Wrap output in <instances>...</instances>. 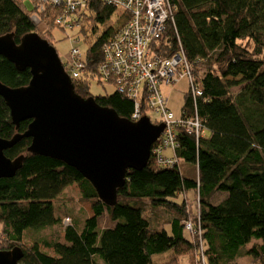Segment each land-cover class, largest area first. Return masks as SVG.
Masks as SVG:
<instances>
[{
    "label": "trees",
    "instance_id": "obj_1",
    "mask_svg": "<svg viewBox=\"0 0 264 264\" xmlns=\"http://www.w3.org/2000/svg\"><path fill=\"white\" fill-rule=\"evenodd\" d=\"M170 1L173 22L166 25L169 43L164 47L175 49L179 38L202 88L196 109L207 133L197 142L193 135L179 133L175 152L179 162L197 167V177L184 175L178 162L170 168L157 167L150 156L142 169L127 170L117 202L107 206L75 168L29 153L31 139L21 138L4 151L9 158L25 157L14 176L0 178V249L21 246L27 229L57 224L60 218L54 200L66 186L76 183L81 196L90 202L83 226L77 227L76 221L63 228L61 240L21 246L24 264H152L153 255L165 251L173 255L166 263L179 264V257L186 254L189 264H195L197 243L182 225L186 212L183 198L178 200L182 192L194 190L200 205L194 219L201 228L206 264H239L237 259L242 255L252 256L251 264H264V0ZM31 2L33 7L28 10L23 0H0V34L12 32L18 43L24 34L36 31L51 43V30L61 28L55 23L61 7L40 0ZM41 3L43 11L38 9ZM88 10V16L79 18L82 31L83 22L102 23L114 12L102 0H89ZM34 13L39 23L46 25L43 33L31 18ZM122 23L103 31L83 54L89 76L102 58L101 44ZM30 77L29 68L18 70L0 56L3 84L24 86ZM72 81L78 94L91 95L90 80ZM240 83L244 85L231 98L229 88ZM94 98L130 118L132 102L122 94L115 91ZM182 108L188 113L193 110L188 93ZM29 121L23 120L16 127L0 97V137L25 131ZM218 191L226 195L212 203L210 197ZM146 200L153 208L175 212L166 222L168 228H150L142 213ZM104 212L113 225L99 227ZM252 240L251 246L242 250Z\"/></svg>",
    "mask_w": 264,
    "mask_h": 264
},
{
    "label": "water",
    "instance_id": "obj_2",
    "mask_svg": "<svg viewBox=\"0 0 264 264\" xmlns=\"http://www.w3.org/2000/svg\"><path fill=\"white\" fill-rule=\"evenodd\" d=\"M0 56L18 70L29 68L31 74L24 86L0 81V97L11 122L17 127L30 120L25 131L0 137V178L14 176L25 157L9 158L4 151L29 137V153L75 168L92 184L99 200L113 206L127 170L147 165L164 125L152 123L146 115L132 121L99 104L94 96L78 94L55 47L36 31L24 34L18 43L12 32L0 34ZM23 255L18 245L0 249V264H24Z\"/></svg>",
    "mask_w": 264,
    "mask_h": 264
},
{
    "label": "built area",
    "instance_id": "obj_3",
    "mask_svg": "<svg viewBox=\"0 0 264 264\" xmlns=\"http://www.w3.org/2000/svg\"><path fill=\"white\" fill-rule=\"evenodd\" d=\"M114 10L123 12V23L101 44V60L96 72L88 75L85 71L83 53L73 39L69 57L64 62V69L70 78H87L98 82L107 81L115 86V91L132 102L130 120L136 121L146 115L154 124L162 123L164 128L151 147L150 156L160 168H170L177 162L175 152L179 147V133L193 135L196 142L203 134V123L196 109V100L202 94L198 76L188 60L178 38L177 47H164L169 43L165 36L167 23L173 22L174 5L170 0H102ZM60 6L61 12L55 23L62 29L78 27L79 18L88 16L89 0H40ZM38 4L40 11L43 4ZM83 14V15H82ZM31 18L40 22L36 13ZM120 21V22H121ZM185 78L188 85V97L193 110L175 115L169 108L168 97L163 88L174 86L179 79ZM153 113L155 117L149 115ZM169 150L170 153L165 152ZM199 205V199H198ZM185 230L190 232L197 243L196 264H206L203 252V238L199 223L191 218L182 221Z\"/></svg>",
    "mask_w": 264,
    "mask_h": 264
},
{
    "label": "rangeland",
    "instance_id": "obj_4",
    "mask_svg": "<svg viewBox=\"0 0 264 264\" xmlns=\"http://www.w3.org/2000/svg\"><path fill=\"white\" fill-rule=\"evenodd\" d=\"M32 0H23L24 6L26 9L31 10L33 7ZM123 19V12L121 9L117 8L111 14L110 18L105 22H83L85 31L81 30V27H73L61 29L55 27L51 30V43L55 47L58 52L61 60L65 62V60L69 57V49L72 45V40L75 38H80V41L77 42V46H79L81 52L85 55L86 50L89 46L95 41V39L101 35L103 31L107 28L113 26L116 22L121 21ZM37 30L43 33L46 31V25L43 23H37ZM91 27H94V30H91ZM236 80H240V77L237 76ZM89 90L91 96H104L115 92V86L111 82L102 81L98 82L97 77H94L92 81H89ZM243 83L238 85H233L229 88V96L235 97V95L239 92ZM188 92V85L185 78L179 79V81L173 86H168L163 88V94L168 97V105L169 108L174 112L175 115H180L185 93ZM90 96V95H89ZM149 115L152 119L155 115L151 112ZM206 130H203V134H206ZM170 152L169 150H167ZM181 172L186 176L197 177V167L194 164L181 161L179 162ZM190 194L188 192H182L178 197V200L183 198L184 207H185V219L191 218L194 219V216L198 213L200 209V205H198V192L194 190V192ZM225 196L223 192H214L210 197V201L212 203L220 201ZM55 211L58 217L60 218L57 224L39 228V229H27L23 233V238L21 241L22 247H28L33 244V242H40L41 240H61L63 236V228L66 225L72 224L76 222L77 227L83 226V220L90 213V202L84 199L81 196L80 189L76 183L70 184L66 186L62 192L55 198L54 200ZM143 215L146 216L150 223L151 229H161L163 227L168 228L166 222L169 218L175 214V212L171 210H164L162 208H153L150 203L146 200L142 206ZM183 221V220H182ZM99 227H106L113 225V222L110 220L108 214L104 212L99 220ZM185 234L188 235V232L185 231ZM253 240L246 244L244 247L251 246ZM49 254H52L51 250L42 248ZM172 253L170 251H165L162 253L154 254L152 257V264H169L166 263L172 258ZM252 256L245 255L240 256L237 259L239 264H251ZM179 264H189V256L183 254L179 257ZM196 264V258H195Z\"/></svg>",
    "mask_w": 264,
    "mask_h": 264
},
{
    "label": "bare ground",
    "instance_id": "obj_5",
    "mask_svg": "<svg viewBox=\"0 0 264 264\" xmlns=\"http://www.w3.org/2000/svg\"><path fill=\"white\" fill-rule=\"evenodd\" d=\"M60 10H62V9L60 8ZM181 112H184V114H185V113H188L187 110H186L185 108H184V109L182 108V109H181Z\"/></svg>",
    "mask_w": 264,
    "mask_h": 264
},
{
    "label": "crops",
    "instance_id": "obj_6",
    "mask_svg": "<svg viewBox=\"0 0 264 264\" xmlns=\"http://www.w3.org/2000/svg\"><path fill=\"white\" fill-rule=\"evenodd\" d=\"M165 153H166V154H169L170 152L166 151ZM223 193H225V192H223ZM225 195H226V193H225Z\"/></svg>",
    "mask_w": 264,
    "mask_h": 264
},
{
    "label": "clouds",
    "instance_id": "obj_7",
    "mask_svg": "<svg viewBox=\"0 0 264 264\" xmlns=\"http://www.w3.org/2000/svg\"><path fill=\"white\" fill-rule=\"evenodd\" d=\"M203 135V134H202ZM155 143V142H154Z\"/></svg>",
    "mask_w": 264,
    "mask_h": 264
}]
</instances>
